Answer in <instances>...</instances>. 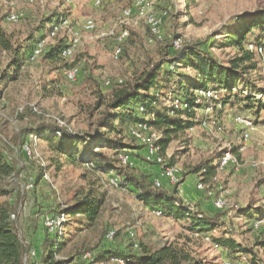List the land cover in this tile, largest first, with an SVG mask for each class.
I'll list each match as a JSON object with an SVG mask.
<instances>
[{
    "label": "rangeland",
    "instance_id": "rangeland-1",
    "mask_svg": "<svg viewBox=\"0 0 264 264\" xmlns=\"http://www.w3.org/2000/svg\"><path fill=\"white\" fill-rule=\"evenodd\" d=\"M95 1L0 0L2 27L12 42H25L29 36H45L43 53L25 61L15 81L0 83V147L7 162L15 167V175L0 181V188L8 192L0 196V204L8 202L15 206L20 198L17 221L27 247L41 256L45 240L54 236L46 232L54 218L89 196L103 200L97 221L89 224L76 216L66 218L58 230L53 229L50 234L59 236L56 242H63L56 260L84 264L81 256L88 251L98 256L102 249L130 252L138 244L150 249L172 244L187 250L203 264H231L232 258L236 264H249L252 257H231L226 249L212 241L229 238L251 250L259 264H264V248L258 244L264 240V218L249 223L238 214L242 208L264 210V124L255 123L247 111L222 109L220 105H208L200 110L199 121L192 129L178 133L164 154L158 150L157 156L164 161L162 165L145 159L143 149L152 142L150 132L142 134L143 141L128 137L126 131L119 138L128 155L130 169L126 170L149 175L153 181L159 179L158 190H175L185 206L217 219V227L209 235L193 234L186 229V222L175 221L144 206L137 192L117 185V179L110 178L114 174L107 175L90 164L70 163L54 151L49 141L32 135L27 149L25 146L21 149L19 143L22 131L40 123L59 122L74 133L91 134L113 90L132 82L145 68L171 57L174 53L170 46L174 41H179L181 46L194 45L219 64L227 65L238 52L233 48H219L223 38L220 34L237 17L264 11V0H99L97 7ZM142 1L143 5H138ZM129 10L128 24L121 22L123 12ZM163 11L167 16L156 36L146 21ZM13 14L20 16L16 23L7 21ZM50 20H57V28L47 33L46 23ZM87 20L95 26L88 33L83 30ZM120 33L126 37L120 46V55L115 57L116 36ZM76 37L78 42L70 58L61 62L45 58L50 47L60 41L70 44ZM254 55L258 69L250 78L264 92V53ZM6 64L7 56L0 52V74L8 70ZM71 69L75 72L73 80L66 76ZM176 72L181 77L193 75L182 67L176 68ZM175 98L169 93L161 96L159 108L172 107ZM257 98L264 103V93ZM238 115L252 120L251 124L238 123ZM225 150L235 154L237 165L217 169L216 176L205 182V189L199 193L195 187L199 176L189 172L202 163L216 164ZM105 154L112 158L111 153ZM119 166L114 165L121 169ZM165 166L175 169L180 182L177 186H170V181L162 177ZM114 173L117 175L119 170ZM160 176L167 182H162ZM218 200L226 204L221 210L215 206ZM108 231L113 232L111 241L105 240ZM132 242L134 248H131ZM94 261L90 264H118L113 258Z\"/></svg>",
    "mask_w": 264,
    "mask_h": 264
},
{
    "label": "trees",
    "instance_id": "trees-1",
    "mask_svg": "<svg viewBox=\"0 0 264 264\" xmlns=\"http://www.w3.org/2000/svg\"><path fill=\"white\" fill-rule=\"evenodd\" d=\"M2 21L0 18V52H4L7 56L8 70L1 72L0 83L13 82L17 79L24 62L32 57L37 43L45 37L42 34L38 38L29 36L22 43L12 42L2 27ZM56 22L57 20L53 22L50 20L46 23L49 27L45 31L49 33ZM220 35L223 38L219 48H233L238 52V56L230 60L227 65L219 64L209 53L194 45L181 46L177 51H174L171 45L170 49L174 53L171 57L145 68L132 82L113 90L111 100L100 113L91 134L74 133L69 128L61 126L59 122L40 123L31 130L21 132L19 142L21 149L24 146L27 148V143H30L28 139L32 135L49 141L54 151L70 163L90 164L92 168L107 175L114 174L110 178L117 179V185L137 192L136 196L144 206L175 221L186 222V229L193 234L209 235L217 227V219H210L203 216L201 212L185 206L176 196L175 190L171 192L158 190L154 187V181L149 175H136L126 170L130 169L129 163L122 164L120 160V156L126 154V146L119 138L125 131L129 137L132 126L146 122L153 131L161 133L162 138H159L155 145L157 152L159 150L161 154H164L178 133L188 131L198 123V112L205 110L208 105L209 107L220 105L222 109L229 107L238 108L242 112L248 111L256 120L255 123L264 124V103L257 98L264 92L250 78V74L258 69L257 62L254 60V53H257L255 50L260 47L264 49V11L237 17L234 23L227 26ZM121 44H117L115 49ZM69 45L60 41L47 50L45 58L57 62L65 60L61 53ZM249 45L253 47V50L248 49ZM178 67L189 70L190 73L192 71L193 75L176 76ZM199 91H211L215 98L207 101L204 97L197 95ZM167 93L176 97L177 100L173 104L177 107L173 105L160 109V97ZM98 105L100 106L99 102ZM145 117L150 119L145 120ZM105 152L111 153L112 158ZM116 164L120 165L121 169L114 167ZM217 169L218 164L209 161L195 166L189 174L199 176V180L201 179V182L205 184L216 176ZM117 170L119 173L116 175L114 172ZM13 175H15V167L7 162L4 151L0 147V181ZM6 194L8 192L0 188V196ZM102 205L103 200L86 196L60 212L58 216L63 215L65 219L79 216L89 224H93L100 215ZM15 206L8 202L0 204V264H25V258L29 253L17 221V208L21 206L20 198ZM238 214L249 223L264 218V210L261 207L242 208L238 210ZM48 235L54 236L45 240L42 255L36 256L35 264H71L65 260H56L63 242H56L57 239L59 240L56 233H48ZM212 241L226 249L228 255H232L231 257L234 255L244 259L252 257L249 259V264H259L251 250L241 247L229 238ZM134 244L132 242L131 248L135 247ZM258 244L264 248V240ZM134 249L130 252L113 251L112 248L102 249L98 256H95L93 252L94 262L113 258V260L122 261L123 264H203L192 258L187 250L172 244L156 249L142 248L138 244ZM235 262L234 258L230 260V263L236 264Z\"/></svg>",
    "mask_w": 264,
    "mask_h": 264
},
{
    "label": "bare ground",
    "instance_id": "bare-ground-1",
    "mask_svg": "<svg viewBox=\"0 0 264 264\" xmlns=\"http://www.w3.org/2000/svg\"><path fill=\"white\" fill-rule=\"evenodd\" d=\"M99 5H100V1L99 0L94 2V6L97 7ZM138 5H143V1L140 4H138ZM141 8H142V6L139 8L140 9L139 11H141ZM130 16H131L130 10L129 11H124L123 12V17H122L123 20L121 22L127 23V21H129V19H130ZM166 16H167V13L165 11H163V12H160L156 16H150V17L147 18L146 23H147L149 29L151 30V32L154 35L157 36L159 34V29H160L161 25L163 24V21L165 20ZM19 19H20L19 15L13 14V15L8 17L7 21L11 22V23H16V22L19 21ZM62 23L65 24V22H62ZM56 28H57V26H54L53 29H52V32ZM94 29H95V26H94V24H93V22L91 20H87L84 23V25H83L84 32L88 33V32L93 31ZM116 37H117V39H116L117 44H121L123 42V40L125 39L126 35H125V33H120V35H118ZM77 42H78L77 37L73 38L71 40L69 47H67L66 49H64L62 51V53H61L62 58L68 59V58H70L73 55V51H74V48H75ZM173 45H174V48L177 49V50H179L181 48V45L179 44V41H174ZM44 46H45V44H44L43 41L38 42L36 47H35V49H34V51H33V54H32L31 58L39 57L42 54L43 50H44ZM248 49L249 50H253V47L251 45H249ZM256 51L261 53V54L264 53L263 52V48H261V47L257 48ZM120 52H121L120 47H117L115 49V51H114L115 57L119 56ZM66 76H67V78L69 80H73L74 77H75V72L73 70H68L66 72ZM202 92H204L203 96L201 95ZM199 94L201 95V97H204V98L208 99L209 101L211 99L215 98V96H213L208 91H199L197 93V95L199 96ZM173 105H174V107H177L176 104H173ZM140 111H142V109H140ZM236 121L238 123L244 124V125H250L251 124L250 120L245 119V118H243L241 116H238L236 118ZM144 132H150V139L152 140V142L150 144H148L147 147H146L147 148V152H148V160H156V162L158 164L162 165V161L163 160H162L161 157L157 156L158 152H157V147L155 145V143L159 140L160 135L157 132L151 130V128L146 124V122L138 123L135 126H133L132 128H130V130H129L130 136L132 138H134L135 140H137V141H143L142 134ZM120 160H121L122 164H127L128 163V160H127L126 156H120ZM237 163L238 162H237V158H236L235 154L232 151H230V150H225L220 155L219 162H218V169L219 170H223L224 168H227L228 166H231V165L232 166H236ZM167 169H169V174H168V170ZM162 171H163L162 172V177H164V178L166 177L170 182H178V179L176 178L175 169L165 167L164 169H162ZM153 184H154V187L157 188V189H159L161 187V184H157L156 181H154ZM196 185H197V189L200 190V191H203L205 189V184H203L201 181H199ZM215 206H216V208L219 207V209H223L226 206V204H225L224 201L218 200V201H216ZM50 219H52V218H50ZM54 219H53L54 221L52 222V225H51L50 228L47 227L48 225L46 226L49 233H52L51 231H53V229L58 230L62 226L64 221L66 220L63 215L58 216V217H56ZM130 235L132 237V233H130ZM112 239H113V232L108 231L106 233V235H105V240L111 241ZM84 254H88V252H85ZM94 259H95L94 258V253L92 252L90 257H89V264ZM115 261L118 264H123V262L118 260V259L115 260ZM231 264H233V263H231Z\"/></svg>",
    "mask_w": 264,
    "mask_h": 264
},
{
    "label": "built area",
    "instance_id": "built-area-1",
    "mask_svg": "<svg viewBox=\"0 0 264 264\" xmlns=\"http://www.w3.org/2000/svg\"><path fill=\"white\" fill-rule=\"evenodd\" d=\"M144 150L146 151L145 155H144L145 159H146V161H148V152H147L146 146H144ZM125 156H126V158H128L127 154H125ZM167 170H168V174H169V169H167ZM155 181L157 182V184H160L159 179H157ZM179 183H180L179 181L178 182H169L170 186H172V187L177 186ZM195 187L197 189V186H195ZM198 191L200 192V190H198ZM217 210H221V209H219V207H218ZM46 219H49V218H46ZM91 253L92 252L88 251V254H82L81 260L84 264H89V257L91 255ZM35 263H36V252L31 248V249H29V253L25 258V264H35Z\"/></svg>",
    "mask_w": 264,
    "mask_h": 264
},
{
    "label": "crops",
    "instance_id": "crops-1",
    "mask_svg": "<svg viewBox=\"0 0 264 264\" xmlns=\"http://www.w3.org/2000/svg\"><path fill=\"white\" fill-rule=\"evenodd\" d=\"M247 112H248V111H247ZM248 113H249V112H248ZM236 145H237V144H236ZM236 145H235V146H236ZM241 148H242V147H241ZM241 148H240V150H241ZM143 151H144V149H143ZM143 153H144V152H143ZM144 155H145V154H144ZM218 158H219V157H218ZM217 162H218V159H217ZM217 162H216V165H217ZM160 179H162V182H167V181L165 180V179H167L166 177H165V179H164V178H162V177L160 176ZM199 181H202V180H199ZM199 181H198V182H199ZM198 182H197V183H198ZM197 183H196V184H197ZM199 193H200V192H199ZM153 249H156V248H153Z\"/></svg>",
    "mask_w": 264,
    "mask_h": 264
}]
</instances>
